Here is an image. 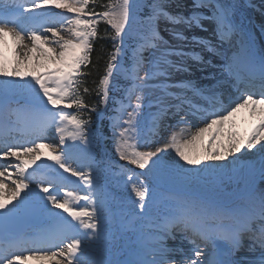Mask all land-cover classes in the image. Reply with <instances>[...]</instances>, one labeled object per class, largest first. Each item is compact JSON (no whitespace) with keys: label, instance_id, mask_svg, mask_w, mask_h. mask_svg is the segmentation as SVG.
<instances>
[{"label":"snow or ice","instance_id":"1","mask_svg":"<svg viewBox=\"0 0 264 264\" xmlns=\"http://www.w3.org/2000/svg\"><path fill=\"white\" fill-rule=\"evenodd\" d=\"M168 6L169 0H109L103 5L97 0H0V264L30 259L47 264H236L232 256L244 235L251 247H259V264H264V192H248L241 205L231 206L168 187L203 175L249 181L257 163L264 179V107L258 108L264 105V51L257 53L250 34L234 22L231 4L192 0L187 15H173ZM144 9L151 40L138 44L133 30ZM161 18L201 31H207L204 21H211L221 42L240 35L239 48L225 65L237 82L235 99L220 104L212 90L171 80L173 73L189 68L170 57H202L185 50L189 38L182 31H171L180 44L165 41L157 26ZM101 22L108 26L103 35L97 28ZM6 38L12 41L11 62L5 59ZM98 40L110 41L112 51L95 89L97 102L90 104L85 96L93 90L85 84ZM191 42L214 48L201 37L193 36ZM121 77L127 86L116 83ZM257 83L258 98L249 90ZM195 98L213 110L200 107ZM110 104L115 153L140 170L119 164L117 176L127 179H109L130 186L135 199L126 201H117L108 190L106 168L94 156L99 132L91 114L105 115ZM244 108L259 114L247 136L225 131V124ZM192 118L203 126L190 136L178 138L174 130L167 135ZM173 119L175 124L169 122ZM30 125H38L35 137L18 138L16 133L24 135ZM53 131L58 142H44ZM253 149L258 161L246 158L244 150L252 156ZM118 203L122 227L136 235L138 244L134 258L123 261L110 258L104 247ZM25 226L32 231L25 232ZM177 231L192 244L189 252L167 246ZM217 240L227 247L206 253Z\"/></svg>","mask_w":264,"mask_h":264},{"label":"bare ground","instance_id":"2","mask_svg":"<svg viewBox=\"0 0 264 264\" xmlns=\"http://www.w3.org/2000/svg\"><path fill=\"white\" fill-rule=\"evenodd\" d=\"M254 1L258 2V0H254ZM240 7H242V6H240ZM239 12L241 13L240 16L243 17V19H245L244 22L248 23L247 19H246V16L249 15L248 11H245L244 9H240ZM233 18H234L233 20L236 23L240 24L241 27H243L251 35L252 40L258 41L256 38V32L248 30V28L245 26L246 24L243 23L242 20L237 15H234ZM259 22L264 23V17H260ZM207 32H209V31H207ZM7 39H9L11 41L10 38H6V40ZM240 39H241L240 36L235 37L233 41L239 42ZM4 50L8 54H10L12 52L11 49L8 48L6 43L4 45ZM215 56H221V52H215ZM205 68H208V66H205ZM219 76H220L219 79L214 80V81L213 80L210 81L207 79L206 70H202V71L196 70L194 73V76H192L191 79L197 85H199V84L207 85L209 82L212 84L216 83L217 85H218V83L220 85L222 82L225 85H227L229 83V80L225 79L226 75L224 74L223 70L219 71ZM218 91H220V90H218ZM260 107L261 106H258V108H260ZM257 115H259L258 112L254 113L251 111L250 108H244V109H241L235 116H233L227 123H229L230 121H233V122H235V124H237V123L240 124L242 126V130H243L242 133L245 136H247L249 130L252 128L253 125H242V124L243 123H251L250 121L247 120V118L250 119L251 116H257ZM227 123L225 124V131H228V129H227L228 124ZM196 126H203V125L199 122L198 118H192L187 124H185L179 128L180 130H182L181 132H178L177 130H175L177 135H178V138H180V137L187 138L188 136H190L192 133H194L196 131ZM25 130L30 131L29 128H26ZM42 151H44V153H45L44 157H47V149H43ZM252 151L254 153V152H256V149H253ZM257 165H259V164L257 163Z\"/></svg>","mask_w":264,"mask_h":264},{"label":"trees","instance_id":"3","mask_svg":"<svg viewBox=\"0 0 264 264\" xmlns=\"http://www.w3.org/2000/svg\"><path fill=\"white\" fill-rule=\"evenodd\" d=\"M109 0H97V3L99 5L107 4ZM102 10L101 8H97V11ZM98 32L103 35L105 30L108 28L106 24L103 22L99 23L97 25ZM94 52L92 53V61H93V66L91 67V75L87 78L86 87H89L93 91L91 92L90 95H86L85 99L91 104V103H96L97 102V96L95 89L98 85V80L100 75L103 73V69L105 67V62L107 59V53L112 50V45L110 41H104V40H98L94 44ZM98 61V63H97Z\"/></svg>","mask_w":264,"mask_h":264},{"label":"rangeland","instance_id":"4","mask_svg":"<svg viewBox=\"0 0 264 264\" xmlns=\"http://www.w3.org/2000/svg\"><path fill=\"white\" fill-rule=\"evenodd\" d=\"M261 4L264 5V0H262V1L260 2L259 5H261ZM262 16H264V15H262ZM172 60L175 61V62H179V60H178L177 58H174V59H172ZM175 75H176V73H173L172 77L175 76ZM183 77L189 78V77L187 76V74H184ZM152 111H155V108H153ZM179 128H180V127L176 128V130H177L178 132H181L182 130H180ZM175 132H176V131H175ZM51 136H54V137H51ZM47 139H48V140H51V141H53V142H58V137L55 136L54 131H53L52 133H50V134L47 135ZM141 150H142V149H141ZM172 154L175 155L174 152H173ZM42 158H43V157H42ZM177 159H178V158H177ZM120 163H121V164L124 163L125 165H127L126 162H124V161H120ZM127 166H129V167L135 169L134 166H131V165H127ZM230 177L233 178L232 180H233L234 182H236L235 180L238 179V177H236V176H223V177H215V176H211V180L214 181V182H215V181H216V182H221V183H223V185H226V186H230V185L232 186L233 181H231V183H229V181L227 180V178H230ZM203 178H204V175L199 177V179H203ZM191 181H192V180H191ZM188 183H189V182H188ZM232 187H233V186H232ZM226 190H227V189H223V190H221V191H226ZM53 264H54V262H53Z\"/></svg>","mask_w":264,"mask_h":264}]
</instances>
